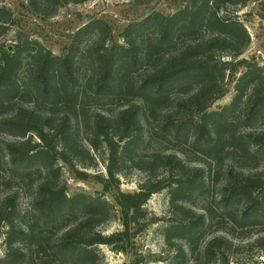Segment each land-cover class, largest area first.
<instances>
[{"label":"trees","instance_id":"trees-1","mask_svg":"<svg viewBox=\"0 0 264 264\" xmlns=\"http://www.w3.org/2000/svg\"><path fill=\"white\" fill-rule=\"evenodd\" d=\"M27 1L36 12L50 16L65 4L86 0ZM227 2L245 6L250 0H189L184 9L168 16L154 14L133 22L124 33L123 44L111 38L106 22L93 20L78 31L63 55L28 37L19 38L13 48L0 43V134L9 137L3 146L0 143V154L5 153L4 163L11 171L26 177L41 175L28 227L17 228L16 195L7 194L0 200V224L8 227L6 255L0 264H97L100 245L128 253L134 249L135 238L157 222L146 204L164 189L170 201L162 233L173 252L167 264H187V256L196 254L194 243L207 226V218H214L213 210L202 214L188 205L205 187L203 169L178 154L146 159L142 151L144 140H151L159 128L160 136L169 141L191 132L193 142L217 162L226 149L238 151L241 160L264 157V129L258 128L264 121V66L240 59L251 36L243 22L223 13L222 5ZM13 16L12 10L0 7V37ZM91 34H95L93 41L83 45ZM85 55L91 56L92 74L82 77ZM139 67L146 68L136 76ZM226 79L235 82L232 103L220 111L210 110L224 95ZM90 98L117 99L124 104L116 114L97 111L87 120ZM136 98L140 102L134 103ZM170 100L174 104L164 107ZM194 110L200 111L198 120L184 119V114ZM1 115L6 116L1 119ZM80 124L90 132L89 146L80 140ZM241 126L250 133H240ZM102 145L108 153L106 176L77 165L86 157L94 161L93 152ZM126 160L139 169L164 167L168 178L152 173L138 190L123 192L119 166ZM59 162L78 179L93 177L103 191L69 193L60 179ZM1 169L5 168L0 162V177ZM227 178L226 202L244 197L246 205L250 204L252 211L245 210L243 221L264 215V163L254 172L229 167ZM109 193L115 203L107 197ZM227 209L234 214L229 205ZM117 214L122 229L110 234L100 231ZM57 225V233L50 230ZM25 238L28 250L21 243ZM260 244L264 245V238ZM233 246L228 237L218 235L199 253L207 262L220 255L223 264H230L227 251ZM142 257L136 251L134 264H141Z\"/></svg>","mask_w":264,"mask_h":264},{"label":"rangeland","instance_id":"rangeland-1","mask_svg":"<svg viewBox=\"0 0 264 264\" xmlns=\"http://www.w3.org/2000/svg\"><path fill=\"white\" fill-rule=\"evenodd\" d=\"M189 0H86L80 3H68L59 7L53 15L48 16L43 12H36L27 0H0V7H7L14 13L13 21L6 23L7 32L0 37V43L5 46H13L18 42L19 38H29L30 40H38L46 48L52 50L58 55L69 52L78 31L93 20H101L108 24L111 30L112 39L118 44H123L124 33L127 28L136 21H140L154 14L168 16L172 13L184 9ZM223 13L227 16H235L244 26L251 36L250 44L245 48L240 59L256 61L264 66V0H250L245 6L233 5L229 2L224 3ZM95 34H91L84 38L83 45H89ZM112 40V41H113ZM230 59V57H223ZM87 60L80 68L82 77L92 74L91 56L85 55ZM146 67H139L135 75L139 76L145 71ZM149 68H147L148 70ZM244 70L242 67L240 73ZM224 95L217 99L210 110H221L223 107L230 105L235 96V82L226 79L224 87ZM112 99V98H111ZM140 102L138 98L134 99V103ZM173 102V101H172ZM87 120L94 117L97 111L106 114H116L122 108L124 102L117 99L96 101L92 98L87 99ZM171 100L164 107L172 106ZM6 115H1V119ZM183 116V114H181ZM200 111L184 114L186 120H198ZM83 118V117H81ZM258 128L264 129V121L258 124ZM80 140L86 146H89L88 138L90 132L84 124H80ZM151 140H144L142 156L150 158L163 154H178L184 161L197 169H203L204 186L197 195L191 197L188 205L195 211L204 214L208 209L213 210L214 218H207V226L194 246L197 250L195 255L187 256V264H223V258L217 255L210 262H207L199 253L201 247L212 237L224 235L233 241L234 246L227 251L230 264H264V245L260 244L264 238V215L243 221L245 210L250 206L246 205V198L230 201L229 204L225 199V184L228 180V168L236 165L240 170L245 172H254L264 163V157L260 160H241L238 151L222 152L220 162L214 160L211 156L206 155L202 145L195 144L194 135L190 133L184 134L178 140L169 141L165 136H160L159 128L156 129ZM242 134L250 133V129L245 126L239 128ZM37 140L36 135H33ZM193 137V139H192ZM5 134H0L1 146L4 141L9 140ZM187 140V141H186ZM0 146V148H1ZM3 149V148H1ZM94 161L86 157L84 163H77L83 170L92 174L102 173L107 175L106 166L108 153L106 147L102 145L97 151L93 152ZM5 153L0 154V162L4 166L1 169L0 177V200L3 196L16 195V225L17 228L28 227V221L31 220L33 214V197L35 194L36 183L41 178L39 173H34L31 177H26L20 172L10 170L5 162ZM92 166H88V165ZM234 164V165H233ZM61 166L60 179L65 183L69 193L77 190H85L89 193L96 191L102 192L103 187L93 177L87 181L78 179L76 175L63 162L58 164ZM119 173L120 190L123 192H134L138 190L139 185L147 178L149 174H155L163 180H167V172L164 167H158L154 171L150 169H139L133 161H122ZM202 185V183H200ZM114 191L117 189L114 188ZM107 197L113 202V196L109 193ZM170 195L168 189L155 193L146 208L149 213L158 217L156 223L150 225L146 231L140 233L134 240L133 248L128 253L117 252L112 247L100 245V257L97 264H134L135 252L142 254L141 264H167V258L173 255V252L165 243L162 228L167 222L169 214ZM233 211L234 214L228 212ZM249 213L252 211L248 208ZM29 215V218H28ZM249 215V214H248ZM34 218V217H33ZM211 221V222H210ZM56 227L54 233H57ZM100 231L110 234L122 229V222L119 214L116 218L108 221L99 227ZM222 229L227 230L222 231ZM8 227L4 222L0 224V258L6 255L5 232ZM21 242V241H20ZM181 242V241H179ZM28 250V238L21 242ZM186 244V243H185ZM174 250V249H172ZM51 259V258H50ZM52 260H55L52 258ZM58 260V259H56ZM24 264H28L24 263ZM51 264L58 262L51 261Z\"/></svg>","mask_w":264,"mask_h":264}]
</instances>
